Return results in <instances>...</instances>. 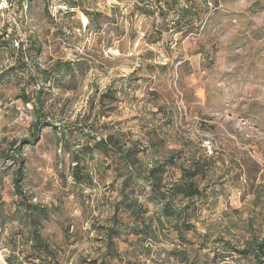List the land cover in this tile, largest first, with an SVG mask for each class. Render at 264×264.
I'll use <instances>...</instances> for the list:
<instances>
[{
    "label": "rangeland",
    "instance_id": "374dc122",
    "mask_svg": "<svg viewBox=\"0 0 264 264\" xmlns=\"http://www.w3.org/2000/svg\"><path fill=\"white\" fill-rule=\"evenodd\" d=\"M66 1L24 0L22 8L14 0L8 20L0 19V264H186L183 255L172 252L189 247V241L180 244V220L165 219L162 225L166 200L154 196L150 180L139 178L135 185L132 198L143 207L133 217L122 205L115 207L122 178L109 167L112 158L99 150L92 158L78 157V143L86 144L89 134L82 124H90L99 110L98 134H114L126 146L137 142L146 172L173 151L183 150L182 159H210L205 177H195L203 196L188 199L179 192L173 202L176 207L194 203L188 238L199 244L198 234H207L209 241L221 238L240 248L261 240L264 0H177L165 20L156 9L132 14L134 0H89L90 11L105 14L92 24ZM187 5L195 10L185 13L180 30L174 22ZM35 45L41 69L60 61H84L88 68L65 78L64 86L46 84L45 110L56 128L43 123L32 141L33 104L17 97L38 88L30 76H39ZM111 88L118 99L100 102ZM19 144L22 187L37 213L46 216L40 231L53 250L49 258L32 250L31 223L13 182L18 164L3 161ZM79 158L91 167V186L74 181ZM98 162L102 174L96 172ZM180 175V167L169 168L157 190H176ZM116 224L118 232L109 238ZM215 259L244 264L225 260L222 253Z\"/></svg>",
    "mask_w": 264,
    "mask_h": 264
},
{
    "label": "trees",
    "instance_id": "16d2710c",
    "mask_svg": "<svg viewBox=\"0 0 264 264\" xmlns=\"http://www.w3.org/2000/svg\"><path fill=\"white\" fill-rule=\"evenodd\" d=\"M14 1V0H12ZM23 1L21 2V7L23 6ZM89 0H73L66 1L70 9L79 8L84 15L88 18L89 24H92L98 17L105 16L104 13L99 11H90L86 6V2ZM120 1V0H119ZM177 5V0H134V4L132 7V14L136 12L153 14L156 10L158 14L165 20L166 15L170 11H174V6ZM155 7V8H154ZM23 8V7H22ZM154 9H156L154 11ZM190 10H195L190 5L182 8L178 15V18L175 20V26L180 29V25L184 24L185 13ZM96 18V19H95ZM88 24V25H89ZM182 26V25H181ZM157 30L161 32V29L157 27ZM181 30V29H180ZM180 30L177 29L176 32ZM161 35V33H160ZM23 43H21V50H23ZM34 51V59L36 63V70H38V75L30 72L31 78L34 79L36 84H38V88L35 90L33 94L23 92L18 95L17 98H20L23 103L33 104V111L35 113V120L31 124L32 127V141L35 140L37 134L39 132L40 126L43 123L47 122L48 126H53L56 128L52 121H48V112L45 110V87L46 84H50L51 82H58L66 85V81L64 80L67 77L75 78L77 76V71L83 73L86 69L81 68L87 67L88 65L84 61H65V62H57L52 67L47 69H41L39 64L37 63V58L40 54V48L38 45H35ZM24 63H21V68H24ZM28 65V64H27ZM26 65V66H27ZM69 77V78H70ZM72 80V79H69ZM129 86V85H128ZM72 88V87H71ZM124 89H122L123 91ZM119 92L117 89H108V92L102 94L100 96V102H103L105 98L111 100H117V94ZM103 111L99 110L95 114V118L89 124L88 122L82 124L81 130H89L88 134V142L86 144L78 143L80 149L78 152V157L92 158V151L99 150L102 153L110 156L112 159L109 163V167L115 172V176L118 179L122 178V185L120 189V196L115 203V207H120L122 205L123 209L131 214L133 217L139 216L140 210L143 205L139 202L138 198H132V194L135 193V185L138 183L139 178H144L151 181L154 196H158L160 199L166 200L165 205L162 209L163 221H161L162 225H165V222L168 220L172 222L173 219L180 220L178 224H176V231L178 232L179 241H189V247H182L180 249L175 250L172 254L179 256L183 255V260H185L186 264H216L215 261L219 253L224 254L226 259H234L237 258L240 261L244 262V264H264V237L261 240L252 239L248 241L243 248L237 247L228 241H224L221 238L214 239L209 241V237L207 234H198V237L202 239L199 244L196 243L195 239H190L187 237L185 232L193 229L192 223L190 220L196 214L192 212L194 210L192 202L185 204L184 206L176 207L174 206V199L178 196V193L182 195V197L188 199H194V197L203 196L204 190L198 187L197 182L195 181V177L198 175H202L205 177L208 164H211L210 159L202 160L201 158L192 157L191 159H182L183 150L173 151L168 157L164 160L155 161L152 167L147 168L146 170L142 167V164L139 163V152L141 149L138 146L137 142H132L131 146H126L125 144H121V141L115 139V135L111 134L108 137H103L98 134V128H95L94 125L97 121V118ZM89 120V116L86 117ZM97 135L100 137L98 138ZM115 139L113 142L112 140ZM93 142V143H90ZM23 143H29V141H24ZM22 143V144H23ZM114 145H116L119 151L114 149ZM14 154V155H11ZM1 155V154H0ZM14 156V157H13ZM5 159L3 161L12 160L14 164H18V168L15 172V176L13 178L15 194L20 197V202L24 204L25 212L28 217V221L31 223L30 225V241L32 244V250L36 256H39L41 253H45L46 258H49L50 255H53V250L49 244L45 243L41 234L40 229L43 226V221L46 219V216L37 213L38 206L33 204L25 195V192L22 187V182L25 177L24 171V157L22 152L21 144L11 149L10 152H7L4 155ZM76 160L75 168H73L72 176L74 178L75 183L82 185L88 184L91 186L93 183V174L90 170L91 167L87 165V163H82V159ZM185 160H191V166L186 167ZM6 162V163H7ZM100 167V162L96 165V172H100L102 174ZM107 167V166H106ZM172 167H180L181 175L179 183L175 189H168L167 192H161L157 190L158 186L163 180V176L169 172V168ZM98 168V169H97ZM179 190V191H177ZM166 219V221H165ZM5 221V218L3 219ZM142 223V222H141ZM144 223V232L150 233L151 226H148V222L143 220ZM166 226V225H165ZM135 231V229L133 230ZM118 232V224L114 225L108 230V237L112 236ZM138 234L139 231L137 230ZM180 241V244L183 242ZM213 250V251H212ZM223 250V251H222ZM213 253V256L211 257ZM102 264H106L105 262Z\"/></svg>",
    "mask_w": 264,
    "mask_h": 264
},
{
    "label": "built area",
    "instance_id": "2783aa9c",
    "mask_svg": "<svg viewBox=\"0 0 264 264\" xmlns=\"http://www.w3.org/2000/svg\"><path fill=\"white\" fill-rule=\"evenodd\" d=\"M13 5L14 3L12 0H0V19H3L4 22L8 20V18H6V13L13 7ZM206 147L210 154L214 153L212 145L209 142H207Z\"/></svg>",
    "mask_w": 264,
    "mask_h": 264
}]
</instances>
